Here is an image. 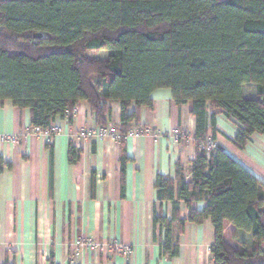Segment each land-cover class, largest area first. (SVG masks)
Segmentation results:
<instances>
[{
	"label": "trees",
	"instance_id": "16d2710c",
	"mask_svg": "<svg viewBox=\"0 0 264 264\" xmlns=\"http://www.w3.org/2000/svg\"><path fill=\"white\" fill-rule=\"evenodd\" d=\"M101 51L108 55L91 54ZM161 88L178 106L192 101L197 148L189 176L181 162L175 177L157 176L158 198L173 202L171 219L153 218L164 230L162 255H179L187 222L210 218L213 264H264V183L223 147L206 148L220 114L237 124L241 149L264 134V0H0V101L30 110L32 127L49 131L51 155L56 119L73 124L79 102L124 139ZM117 103L119 125L111 123ZM80 155L70 143L69 161ZM6 168L0 155V173ZM239 232L250 237L241 247L228 236Z\"/></svg>",
	"mask_w": 264,
	"mask_h": 264
},
{
	"label": "crops",
	"instance_id": "0c3cea01",
	"mask_svg": "<svg viewBox=\"0 0 264 264\" xmlns=\"http://www.w3.org/2000/svg\"><path fill=\"white\" fill-rule=\"evenodd\" d=\"M245 94L253 97L256 87L245 86ZM152 96L153 108H139L132 128L141 126L149 133L124 139L78 135L98 127L90 109L79 102L73 124L60 117L55 121L53 155L48 135H25L32 127L30 110L19 109L11 100L0 101V138H17L0 139V155L12 164L0 173V264H213L210 218L202 224L186 223L178 256L161 253L164 230L153 226V218L156 214L171 219L173 202L158 198L157 176L175 177L177 162L190 175L197 153L196 118L192 101L178 106L171 89H157ZM111 123H121L118 103ZM175 128L187 138L172 142L169 134ZM217 129V144L264 183V134H255L241 149L233 142L239 128L225 114L218 115ZM70 143L81 150L76 163L69 161ZM205 205L194 203L198 209ZM188 213L181 203V218ZM82 236L104 244H129L133 251L123 254L105 247L71 256Z\"/></svg>",
	"mask_w": 264,
	"mask_h": 264
},
{
	"label": "built area",
	"instance_id": "2783aa9c",
	"mask_svg": "<svg viewBox=\"0 0 264 264\" xmlns=\"http://www.w3.org/2000/svg\"><path fill=\"white\" fill-rule=\"evenodd\" d=\"M55 130L57 131L56 127H55ZM32 133L34 134L44 133L46 135H49L48 130H44L40 127H31L30 130H27L25 132V135L32 134ZM147 133H149V129L140 126L134 130H130L125 136V138H127L130 135H143ZM78 135L86 139H94V140H103L108 137H119V138L121 137L118 129L114 125H110L108 127L98 126L93 129H83L82 131L79 132ZM186 138H187L186 133L179 128H175L169 134V139L174 143H179ZM0 139L3 141L5 140L16 141L17 140V138H13L12 136H2ZM217 145L218 144L214 139L209 138L207 141L206 148L210 150L212 148H215ZM74 245L75 246H74L73 254L71 256L79 255L84 249H93V250L102 251L105 249V247H108L113 252L123 253V254H131L133 251L132 247L129 244H125V243L118 242V241H115L109 244H104V243H101L95 240L94 238L86 237V236H82L78 238ZM208 249L209 251H211V246Z\"/></svg>",
	"mask_w": 264,
	"mask_h": 264
},
{
	"label": "rangeland",
	"instance_id": "374dc122",
	"mask_svg": "<svg viewBox=\"0 0 264 264\" xmlns=\"http://www.w3.org/2000/svg\"><path fill=\"white\" fill-rule=\"evenodd\" d=\"M91 54H92V55H95V56H97V57H105L106 54L108 55V51L93 52V53H91ZM228 236H229V239H230L231 242L235 243L236 245H238V246H240V247H241V245H242V243H243L244 241H249V240H250L249 235H247V234H245V233L241 234L240 236H237V238L235 239V241L232 240V237H231V234H230V233L228 234ZM249 246H250V244H249ZM249 246H247V247H249ZM210 252H211V251H210Z\"/></svg>",
	"mask_w": 264,
	"mask_h": 264
},
{
	"label": "water",
	"instance_id": "95a60500",
	"mask_svg": "<svg viewBox=\"0 0 264 264\" xmlns=\"http://www.w3.org/2000/svg\"><path fill=\"white\" fill-rule=\"evenodd\" d=\"M36 36H37V37H41L42 34H41V33H37Z\"/></svg>",
	"mask_w": 264,
	"mask_h": 264
}]
</instances>
